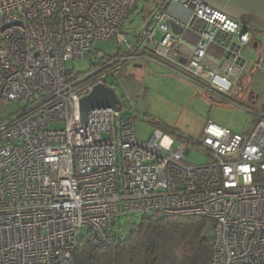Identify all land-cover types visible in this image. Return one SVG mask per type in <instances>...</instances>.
Instances as JSON below:
<instances>
[{"label":"built area","instance_id":"obj_1","mask_svg":"<svg viewBox=\"0 0 264 264\" xmlns=\"http://www.w3.org/2000/svg\"><path fill=\"white\" fill-rule=\"evenodd\" d=\"M139 1L0 0V109L22 103L0 120V264H72L83 239L106 246L112 232L130 231L114 227L117 218L140 214L203 216L209 264H264V109L241 107L255 114L245 133L209 120L200 138L209 160L194 164L185 162L192 147L166 145L161 128L138 138L135 118L122 115L133 99L108 80L148 61L229 100L243 48L258 49L264 30L202 0H157L139 36L127 37ZM172 20L197 37L191 53ZM115 38L126 51L95 46ZM210 46L221 60L208 59ZM87 56L89 70L66 69ZM253 68L264 70V52ZM98 84L114 89L121 109H91L84 124L81 99ZM55 122L63 128H48Z\"/></svg>","mask_w":264,"mask_h":264},{"label":"rangeland","instance_id":"obj_2","mask_svg":"<svg viewBox=\"0 0 264 264\" xmlns=\"http://www.w3.org/2000/svg\"><path fill=\"white\" fill-rule=\"evenodd\" d=\"M146 2L150 4H146ZM154 0H140L138 7L131 13L130 19L125 23L122 32L125 35L141 31L146 22L144 14H148L155 9ZM147 6V7H146ZM260 41V47L254 49L244 47L243 57L247 60L242 80L236 85L232 94H224L229 100L219 98L200 85L193 83L185 77H180L173 73L168 67H164L154 62L146 61L144 67H136L133 64L126 66L114 76H109V81L113 82L117 92L123 95L125 86L132 94V110L124 108L122 115H131L135 118L138 138L146 140L156 128L164 131L163 143L170 147L184 143L185 138H201L205 124L209 120L230 128L233 132L245 133L254 125L255 114L243 110L257 112L264 109V70L253 68L258 52H264V33H256ZM97 49H102L107 54L113 53L121 46V51H126L124 43L119 44L118 38L113 42H96ZM91 61L89 57L83 59H73L66 63V69L73 72H83L89 70ZM132 79V81L130 80ZM137 86L133 91L132 87ZM254 89L259 94V99L255 104L247 101L246 90ZM131 95V94H130ZM22 103L11 102L1 107L0 120L5 119L20 112ZM263 106V107H262ZM63 128L62 122H55L48 126L50 129ZM192 152L186 156L185 162L194 164L206 163L209 160L208 154L197 149L194 145ZM143 214L131 216L129 218H117L114 227L123 226L125 230H130L135 223H138ZM123 219V220H122Z\"/></svg>","mask_w":264,"mask_h":264},{"label":"trees","instance_id":"obj_3","mask_svg":"<svg viewBox=\"0 0 264 264\" xmlns=\"http://www.w3.org/2000/svg\"><path fill=\"white\" fill-rule=\"evenodd\" d=\"M184 144L204 150L200 138H185ZM207 223L203 216H143L126 236L112 232L106 246L83 239L73 251L72 264H209L213 246L203 235Z\"/></svg>","mask_w":264,"mask_h":264},{"label":"water","instance_id":"obj_4","mask_svg":"<svg viewBox=\"0 0 264 264\" xmlns=\"http://www.w3.org/2000/svg\"><path fill=\"white\" fill-rule=\"evenodd\" d=\"M214 7L223 9L226 13L242 20L244 23L255 27L259 31L264 30V0H202ZM173 30L181 36L183 28L175 21L170 22ZM257 43L255 42L254 46ZM193 48L190 47L192 52ZM185 62L186 58H182ZM253 93V91H252ZM251 93V94H252ZM255 101L253 104H255ZM81 119L85 124L87 113L94 108L114 107L117 111L121 109L120 100L112 87L106 84H98L89 95L81 99ZM263 107V106H262Z\"/></svg>","mask_w":264,"mask_h":264},{"label":"crops","instance_id":"obj_5","mask_svg":"<svg viewBox=\"0 0 264 264\" xmlns=\"http://www.w3.org/2000/svg\"><path fill=\"white\" fill-rule=\"evenodd\" d=\"M156 2V1H155ZM155 2H153V5H155V8H156V3ZM175 11H177L176 9H174L173 10V12H175ZM148 15V14H147ZM181 18H184V16H181ZM148 19H149V16H146V17H144V22H146L147 23V21H148ZM145 23V24H146ZM144 24V25H145ZM144 27V26H143ZM142 29V28H141ZM142 31V30H141ZM141 31H138V30H135L134 32H132V33H129V35H126L127 37H134V36H139V34H140V32ZM182 38H183V40H185V44H183L182 45V47H183V49L185 50V52H188V53H191V51H190V47H193L195 44H196V42H197V37L193 34H191V33H189V32H185L182 36H181ZM208 51H209V55H210V58L208 57V59L209 60H211V61H219V60H221V58H222V55H223V51H221V49H219V48H217V47H215V46H210L209 47V49H208ZM146 62V61H145ZM144 62V63H145ZM155 64V63H154ZM159 64V63H158ZM129 65H132V64H129ZM133 65L134 66H136V67H144V64L143 63H133ZM126 66L128 67V65H124L123 66V68L121 69V70H123V69H125L126 68ZM163 66V65H162ZM165 67V66H164ZM131 81H132V79H130ZM133 82V81H132ZM136 88H137V86L136 85H134V87H132V90L133 91H135L136 90ZM124 90H125V93L123 94L124 96H126V98H132V94H133V92L132 91H130L129 89H128V87H126L125 86V88H124ZM131 94V95H130ZM155 130V129H154Z\"/></svg>","mask_w":264,"mask_h":264},{"label":"flooded vegetation","instance_id":"obj_6","mask_svg":"<svg viewBox=\"0 0 264 264\" xmlns=\"http://www.w3.org/2000/svg\"><path fill=\"white\" fill-rule=\"evenodd\" d=\"M252 91H253V93H252ZM248 92H251L252 94H251V96H253L254 97V99L250 102V103H254L255 101H257L259 98V94L258 93H256L255 92V90L254 89H251V88H249V90L247 91V93Z\"/></svg>","mask_w":264,"mask_h":264}]
</instances>
